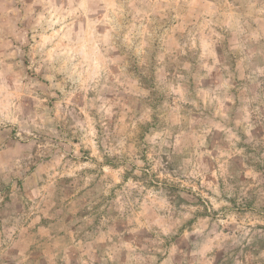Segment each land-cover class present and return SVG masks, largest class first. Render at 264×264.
Masks as SVG:
<instances>
[{"label": "rangeland", "instance_id": "374dc122", "mask_svg": "<svg viewBox=\"0 0 264 264\" xmlns=\"http://www.w3.org/2000/svg\"><path fill=\"white\" fill-rule=\"evenodd\" d=\"M0 264H264V0H0Z\"/></svg>", "mask_w": 264, "mask_h": 264}]
</instances>
